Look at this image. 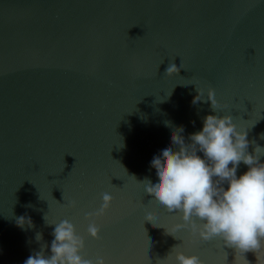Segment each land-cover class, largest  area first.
Segmentation results:
<instances>
[{
  "label": "water",
  "instance_id": "obj_1",
  "mask_svg": "<svg viewBox=\"0 0 264 264\" xmlns=\"http://www.w3.org/2000/svg\"><path fill=\"white\" fill-rule=\"evenodd\" d=\"M170 63L181 66L171 77ZM208 114H231L248 151L264 148V0H0V264H24L44 244L50 254L44 216L72 222L81 254L105 264H176V251L264 264V247L239 253L174 231L180 212L139 183L157 179L150 162L171 144L164 122L187 140ZM104 192L113 199L95 239L85 214Z\"/></svg>",
  "mask_w": 264,
  "mask_h": 264
},
{
  "label": "clouds",
  "instance_id": "obj_2",
  "mask_svg": "<svg viewBox=\"0 0 264 264\" xmlns=\"http://www.w3.org/2000/svg\"><path fill=\"white\" fill-rule=\"evenodd\" d=\"M180 68L170 63L165 75H177ZM197 92L194 103L204 100L202 90L197 89ZM207 101L211 102V109L215 112L218 101L212 87L207 90ZM164 123L172 129L171 144L163 146L150 162L157 179L153 182L145 178L139 183L168 212H180L183 223L177 224L174 231L187 228L193 234L198 232L204 241L220 237L224 245L239 253L264 247V161L260 159L264 156L261 152L264 148L257 145L254 152L248 151L247 130L238 129L231 114L206 115L202 129L188 134L187 140L183 125ZM261 138L264 139V134ZM241 163L247 166V171L237 175ZM112 199L104 192L100 207L85 214L90 221L87 232L92 238L99 239L100 233L94 218L105 215ZM69 206L77 207V201H69ZM146 215L151 217L154 212L146 209ZM43 218L46 225H54L50 254L45 251L48 245H41L40 250L29 255L24 264H105L102 256L93 260L81 254L85 241L77 234L72 222L62 220L58 224H49L45 216ZM16 223L22 228L25 224L34 227L30 217L20 216ZM35 239L41 241L43 234L37 232ZM175 260L176 264H205L198 255H186L183 251H176Z\"/></svg>",
  "mask_w": 264,
  "mask_h": 264
}]
</instances>
